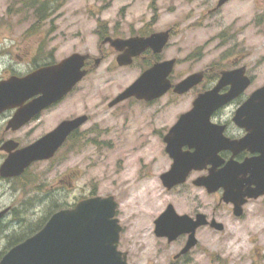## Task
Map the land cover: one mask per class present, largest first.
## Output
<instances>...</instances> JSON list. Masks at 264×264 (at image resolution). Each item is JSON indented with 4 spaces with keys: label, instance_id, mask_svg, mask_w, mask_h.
Returning <instances> with one entry per match:
<instances>
[{
    "label": "rangeland",
    "instance_id": "1",
    "mask_svg": "<svg viewBox=\"0 0 264 264\" xmlns=\"http://www.w3.org/2000/svg\"><path fill=\"white\" fill-rule=\"evenodd\" d=\"M33 1L0 0V40L21 45L7 48L13 56L22 55L26 37L43 29L54 33L51 45L57 47L59 60L75 52L98 58L101 48L111 50L101 44L106 34L126 37L171 29L159 55L161 60L176 59L171 80L198 71H205V78L181 95L168 91L152 102L128 98L109 107L108 102L139 75L147 60L118 66L113 53L97 67L92 61L88 74L49 116L52 127L62 118L86 114L79 141L28 175L33 182L37 175L46 177V200L36 198L34 190L24 185L26 180L22 191L18 185L12 191L18 223L7 237L25 238L56 207H70L82 197L112 195L122 226L118 248L127 253L128 264H264V197L244 205L241 216L230 212L220 219L221 231L199 229L198 242L184 259L173 258L184 239L168 242L157 237L153 223L168 203L178 213L199 204L196 200L215 205L214 196H206L190 181L171 190L163 187L159 174L169 161L162 136L191 109L198 93L213 87L220 71L244 65L252 76L246 94L264 85V0H226L219 6V0H41L52 8L49 12L46 8L44 19ZM35 21L50 25L36 26ZM233 109L227 107L223 115L229 116ZM10 246L0 229V256Z\"/></svg>",
    "mask_w": 264,
    "mask_h": 264
},
{
    "label": "water",
    "instance_id": "2",
    "mask_svg": "<svg viewBox=\"0 0 264 264\" xmlns=\"http://www.w3.org/2000/svg\"><path fill=\"white\" fill-rule=\"evenodd\" d=\"M225 1L219 0L217 6ZM169 37L170 30H162L147 36H108L102 42H109L119 51L116 57L118 65L127 66L147 49L153 54L161 53ZM87 57L88 54L75 52L31 74L0 81V111L40 94L18 109L11 119V123L16 124L14 127L23 124L34 113L59 101L82 80L88 72L84 67ZM99 62L100 58L94 60L95 65ZM175 63V58L155 61L111 99L108 106L132 97L150 102L169 90L184 94L202 81L203 71H198L172 83L170 74ZM244 71V66L222 70L216 84L198 93L191 109L179 115L163 137L165 151L173 162L160 175L162 185L171 189L185 182L191 170L201 169L203 159L210 158L220 148H247L259 152V156L240 164L228 162L221 169L210 168L208 175L199 176L193 182L204 186L208 192L222 188V200L233 205L235 216L242 215L243 205L248 199L264 194V85L255 89L234 111L232 120L247 131L243 138L231 141L224 137L223 126L212 123L210 117L249 86L250 78ZM225 87H228L227 91L221 93ZM86 120L87 115L63 120L34 143L10 152L0 166V175L18 176L32 162L50 159L68 134ZM184 145L194 148V151H182ZM117 206L114 196L97 195L83 198L71 208L57 210L40 230L11 247L1 257L0 264H128L127 253L118 249L122 227L116 217ZM2 214L0 212V218ZM153 222L155 235L165 237L168 242L182 234L188 236L174 258L196 245L195 232L199 226L208 224L218 231L224 228L221 222L206 219L204 213H198L196 217L178 213L171 203Z\"/></svg>",
    "mask_w": 264,
    "mask_h": 264
},
{
    "label": "flooded vegetation",
    "instance_id": "3",
    "mask_svg": "<svg viewBox=\"0 0 264 264\" xmlns=\"http://www.w3.org/2000/svg\"><path fill=\"white\" fill-rule=\"evenodd\" d=\"M47 22H49L48 24L50 25V21H35L34 24L38 26V25H41L42 23L45 24ZM137 35H147V34L141 33ZM108 36L112 38H115V37L124 38L125 37V36L114 35V34H106L102 36L101 41H103L104 38ZM130 36H133V35H129V37ZM26 38H27V41L25 43L26 48L23 50L22 55H15V56H13L11 53V50H8L7 48H12L13 46L14 48L16 47L20 48L21 45H19L17 42H14L13 45L12 44L9 45L8 43L0 40V81L6 80L10 78L11 76L22 77V76L31 74L35 72L36 70H39L45 66L54 65L63 59L61 58L59 60L55 57V54L57 52V47L51 45L54 39V33L53 32L49 33V29H43L41 30V32L33 33ZM2 39H5V38H2ZM1 42H3V44ZM101 44H105L111 50L103 51L102 48L101 50H99V53H100V56L98 57L100 58L99 64L107 56L108 57L112 56L113 53L115 54L113 59L116 63V57L119 54V52L116 51L110 45L109 42H105V43L101 42ZM151 52L152 51L150 49H147L144 52L140 53L138 56H136L134 60L143 58L148 61L150 54L152 55ZM16 59H18L19 61H17ZM94 59L95 58H91L90 55H88L86 59L84 67L87 69L88 72H89V69L91 68L90 65L92 61H93V64H92L93 67H97L99 65V64L97 65L94 64ZM241 66H244V65H241ZM236 67H240V66H236ZM244 74L250 78V84H251L252 76L246 67H245ZM204 78H205V71H203L202 81L204 80ZM218 78H219V75L216 80H218ZM73 89L70 92H68V94H66L63 98H61L59 101L34 113L23 124L16 126V127H14V125L16 124L11 123V119L13 118L17 110L25 106L26 104L30 103L32 100L37 98L40 94H35L33 96H30L29 98L24 100L20 105L10 107V108H5L2 111H0V166L4 162V160L6 159V157L8 156L10 152L12 153L20 148L26 147L34 143L36 140H38L39 138H41L48 132L54 130L60 124V122H62L63 120H66V118H62L56 121L55 125H53L52 127L49 126V122H50L49 116L52 115L51 113L54 111L53 109L57 108L58 105H61V102L65 99V97L71 95V93L73 92ZM227 89L228 87L223 88L221 90V93L226 92ZM255 89H253L251 92L247 94L245 92L246 90L245 89L238 97H236L235 99L227 103L225 106L215 111L210 117V120L212 123L217 124L219 126H223V130H222L223 136L228 138L231 141L239 140L247 134V131L244 128L239 127L238 125L234 123V121L232 120V117L234 115V111L236 110V108L240 104H242L245 101V99ZM232 105L234 106V109L231 111L230 115L224 116L223 115L224 109ZM75 117L69 116L67 119H72ZM81 126L72 130L68 134L64 142L60 145V147L56 150L55 154L50 159H52L62 149L67 148L70 145L73 146V144L74 145L77 144V142L79 141V132H80ZM163 137L164 135L162 136V141L164 143V151H165L166 144L164 142ZM182 151L193 152L194 148H190L189 146L184 145L182 147ZM165 153L168 157L169 167L163 172L167 171L173 162V159L169 156V154L166 151ZM259 154H260L259 152L250 151L247 148L238 149V150H234L230 148H220L210 158H204L203 161L201 162V165H203L202 168L191 170L187 175L186 181L183 182L182 184H178L177 186L184 185L185 183L190 181L193 186H195L198 189H201V191H203L206 196H212V197L214 196L215 205L211 206L208 203V200H205V201L196 200V202L199 201V204L192 205L193 206L192 208H190L187 212H183V213H187L192 217H196V214L198 213H204L206 215V219L208 220L215 219L216 221L221 222L223 224V222L220 219L224 220L225 216L227 217L230 215V212H231V215L233 214V205L231 203H227L222 200L223 189L219 188L214 192H208V190L204 186H197L193 184L194 180L198 178L199 176L208 175L210 168L215 167L216 169H221L228 162L240 164V163H243L246 159L259 156ZM50 159L37 160V161L32 162L30 166L25 168V170L18 176L2 177L0 175V190L2 191V193H0V212L3 213L0 218V229H1L3 238H6V244L9 246L10 245L12 246L22 240L20 239V241H17V239L20 238L21 236L17 238L7 237L8 235H10L12 232L16 230L17 223H18V217H17L18 206L16 203L17 201L15 200V195L12 194V191L17 190V187H16L17 185L19 186L18 191H22L23 190V187H21L22 183L26 180L27 183H24V185H26V187L29 188V191L31 192L33 189L36 194V198H39L41 201L46 200L45 197L48 195V191H47V188L45 187V181L43 180L46 177H43L42 179H40L38 175L36 177L34 176L35 181L33 182L29 180L28 175H30V172H32L35 166L41 163H45L49 161ZM163 172L159 174V179H160V175ZM39 179L41 180L40 182H38ZM58 182L61 183V182H64V180L62 178H59ZM177 186H174V187H177ZM37 194H40V195H37ZM10 195H14V198L11 199L10 202H5V198H10ZM32 196H35V195H32ZM32 196L30 195V197ZM263 197H264V194L256 199H248L244 205H246L247 203L251 201L262 199ZM227 211L229 212V214H226ZM201 228L213 229L211 226L206 224L203 226H199L196 229V233ZM179 237L184 239V242H185L188 236L186 234H182ZM186 255L187 254L178 256L175 259L176 260L184 259Z\"/></svg>",
    "mask_w": 264,
    "mask_h": 264
},
{
    "label": "trees",
    "instance_id": "4",
    "mask_svg": "<svg viewBox=\"0 0 264 264\" xmlns=\"http://www.w3.org/2000/svg\"><path fill=\"white\" fill-rule=\"evenodd\" d=\"M33 3L34 4H38V7H37V9H38V12L40 13L39 14V16H40V18L41 19H44V18H46V14H45V10H46V8H47V11L49 12L50 10H52V8L50 7V5H48V2H45V1H41V0H34L33 1ZM47 12V13H48ZM49 14V13H48ZM103 28H104V26H101V30H103ZM100 32H102V31H100ZM142 34H148L147 32H144V31H142L141 32ZM159 59V56H157V55H151L150 54V56H149V60L146 62V67L147 66H149V65H151L155 60H158ZM58 208H60V207H56L55 209H58ZM55 209H52V211H54ZM44 220V219H43ZM43 220L41 221V223H40V225L38 226V228L44 223L43 222ZM38 228H36V229H38Z\"/></svg>",
    "mask_w": 264,
    "mask_h": 264
}]
</instances>
